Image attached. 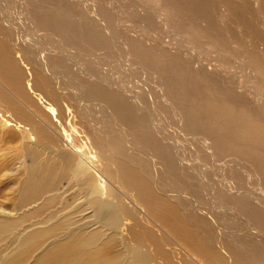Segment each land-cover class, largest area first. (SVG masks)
I'll use <instances>...</instances> for the list:
<instances>
[{"label":"bare ground","instance_id":"6f19581e","mask_svg":"<svg viewBox=\"0 0 264 264\" xmlns=\"http://www.w3.org/2000/svg\"><path fill=\"white\" fill-rule=\"evenodd\" d=\"M0 264H264V0H0Z\"/></svg>","mask_w":264,"mask_h":264},{"label":"rangeland","instance_id":"374dc122","mask_svg":"<svg viewBox=\"0 0 264 264\" xmlns=\"http://www.w3.org/2000/svg\"><path fill=\"white\" fill-rule=\"evenodd\" d=\"M6 9V8H5ZM5 9H3V7H2V10L3 11H7V12H9L10 13V16H11V20H13V22H17V25L19 26L18 28H20V22H18V17H17V15L18 14H16V11H14V9H12V8H8L7 7V9L9 10H5ZM11 9V10H10ZM21 30V29H20ZM22 32V31H21ZM19 36H17V37H14V39L16 38V39H20V38H26V37H21V35L20 34H18ZM20 37V38H19ZM259 38H261V35H259ZM243 41V40H242ZM105 68H106V66H104ZM186 145H188V144H186ZM7 146V145H6ZM187 147H190V145H188ZM4 152V151H3ZM185 153L187 154L188 152H187V150L185 149ZM231 216V217H230ZM232 219L234 220V221H232ZM238 221H239V219H238V216L237 215H229V223H231V224H237L238 223ZM127 236V235H126ZM128 237H129V235H128ZM176 241H177V243L179 244V245H177V243H176ZM170 244H171V246H173L174 248H176L177 249V252H178V254H177V257H180V258H182L180 255H182V254H184L185 256H186V254H188V253H190V251L188 250V248L186 247V246H183V245H180L181 244V242L180 241H178V240H170V242H169ZM184 247H186V248H184ZM180 248H181V250H180ZM184 248V249H183ZM185 250H186V252H185ZM182 253H181V252ZM186 258H188V256L186 257ZM180 262V261H179ZM182 263V262H181Z\"/></svg>","mask_w":264,"mask_h":264}]
</instances>
